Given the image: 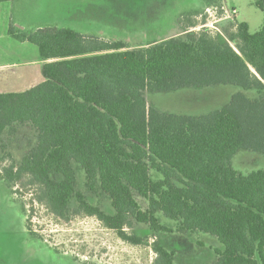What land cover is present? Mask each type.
I'll use <instances>...</instances> for the list:
<instances>
[{"label":"trees","instance_id":"16d2710c","mask_svg":"<svg viewBox=\"0 0 264 264\" xmlns=\"http://www.w3.org/2000/svg\"><path fill=\"white\" fill-rule=\"evenodd\" d=\"M254 6L264 11V0ZM187 24L173 38L129 49L67 28L22 32L10 23L11 38L37 47L43 82L0 94V182L11 194L32 187L34 201L57 219L94 217L133 245L142 239L123 233L132 221L168 232L155 218L159 212L181 234L215 237L223 249L213 264H264V170L243 175L231 167L239 151L264 154V20L255 33L236 23L228 40L207 29L189 32L197 26ZM215 85L260 96L237 94L197 116L161 113L145 97ZM26 124L35 145L17 164L4 136ZM73 164L88 191L98 188L108 198L111 211L76 191ZM25 226L37 236L27 217ZM152 250L153 264H173L172 252L156 243Z\"/></svg>","mask_w":264,"mask_h":264},{"label":"rangeland","instance_id":"374dc122","mask_svg":"<svg viewBox=\"0 0 264 264\" xmlns=\"http://www.w3.org/2000/svg\"><path fill=\"white\" fill-rule=\"evenodd\" d=\"M220 5L234 8L236 23H245L250 33L260 30L264 11L254 6V0H19L7 22L20 20L24 24L22 32L48 26L67 28L90 38L123 42L134 49L177 36L173 34L188 25L187 19L197 26L189 32L204 29L200 28L204 21L197 13L202 16L205 8ZM228 24L229 21H222L210 27L213 33L228 40L234 31ZM37 55L32 44L0 40V65H21L33 61ZM237 94L250 100L257 98L255 90L234 85L186 88L145 94V97L148 106L165 114L197 116L226 106ZM35 140L36 133L30 125H16L13 134L4 136L6 153L18 164L34 147ZM1 164L4 166L6 162ZM232 167L242 174L264 170V154L239 151L232 158ZM73 168L76 191L89 204L104 212L111 211L108 198L98 188L88 191L83 171L76 164ZM151 175L155 180L160 179L154 172ZM14 189L19 193L11 194L0 182V264H153L154 243L174 254L173 264H213L216 251L223 249L209 234L177 232L178 223L159 212L155 218L168 232H154L147 225L132 221L123 233L142 239L141 244L133 245L94 217L80 214L71 215L68 222L57 219L34 201L36 194L32 187ZM135 199L145 210L146 202L136 195ZM74 208L73 202L71 209ZM26 217L30 230L37 236L28 234Z\"/></svg>","mask_w":264,"mask_h":264},{"label":"crops","instance_id":"0c3cea01","mask_svg":"<svg viewBox=\"0 0 264 264\" xmlns=\"http://www.w3.org/2000/svg\"><path fill=\"white\" fill-rule=\"evenodd\" d=\"M18 1L19 0H15L12 2H5V3L0 4V40H3V41L14 40L7 34V30L9 27V22H7V18L11 14V11L13 10V8L15 7V4ZM8 21H10V23H12L15 28H17V26L20 27L21 29L17 28L19 30H22L24 28V24L22 23L21 25L20 20H15L14 23L10 19ZM48 27H51V26H48ZM39 28L40 27L36 29H39ZM177 34L178 32L176 34H173V36ZM25 43L26 42H24V44ZM37 53H38V50H37ZM37 56L38 57L35 58L33 61L21 64V65L17 63H11V64L5 63L4 65L2 64L0 65V94L23 93L43 82V78H42L41 71H40L41 60L39 58V54ZM261 95L264 96V92ZM259 96L260 94L257 93V98ZM231 167H232V159H231ZM236 172H239V171H236ZM243 175H246V174H243Z\"/></svg>","mask_w":264,"mask_h":264},{"label":"built area","instance_id":"2783aa9c","mask_svg":"<svg viewBox=\"0 0 264 264\" xmlns=\"http://www.w3.org/2000/svg\"><path fill=\"white\" fill-rule=\"evenodd\" d=\"M236 11L234 8L225 9L224 6L220 5L215 7H207L204 10V14L199 16L202 18L204 23L201 24L200 28H204L212 31L210 25L217 24L222 21H229L233 23V30L236 28V20H235Z\"/></svg>","mask_w":264,"mask_h":264}]
</instances>
